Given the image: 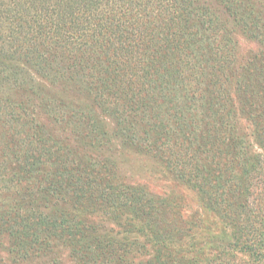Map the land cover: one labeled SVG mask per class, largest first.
<instances>
[{"label":"trees","instance_id":"trees-1","mask_svg":"<svg viewBox=\"0 0 264 264\" xmlns=\"http://www.w3.org/2000/svg\"><path fill=\"white\" fill-rule=\"evenodd\" d=\"M239 34L264 45V0H0V251L264 264V51L239 61ZM112 144L198 209L126 182Z\"/></svg>","mask_w":264,"mask_h":264},{"label":"rangeland","instance_id":"rangeland-1","mask_svg":"<svg viewBox=\"0 0 264 264\" xmlns=\"http://www.w3.org/2000/svg\"><path fill=\"white\" fill-rule=\"evenodd\" d=\"M237 40L239 45V61L246 60L248 56L258 49L264 51V45L262 46L256 39L244 37L239 34L237 35ZM92 151L104 157L112 156L118 158V173L126 182L146 187L150 192L156 195H170L179 198L185 215L198 209L195 193L166 175L154 158L135 152H124L122 156H120L117 144H112V146L108 145L99 150L95 148ZM0 254L7 262L13 264L11 258L8 256L7 245L5 249L0 251ZM47 260H51L55 263L57 262L58 264L59 262H61L60 264H74L73 261L69 259L68 253L62 249L60 254L54 253V255L49 258L22 262V264H50Z\"/></svg>","mask_w":264,"mask_h":264}]
</instances>
